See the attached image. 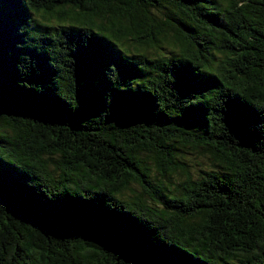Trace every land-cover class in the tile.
<instances>
[{
    "label": "trees",
    "instance_id": "16d2710c",
    "mask_svg": "<svg viewBox=\"0 0 264 264\" xmlns=\"http://www.w3.org/2000/svg\"><path fill=\"white\" fill-rule=\"evenodd\" d=\"M0 264H264V0H0Z\"/></svg>",
    "mask_w": 264,
    "mask_h": 264
},
{
    "label": "rangeland",
    "instance_id": "374dc122",
    "mask_svg": "<svg viewBox=\"0 0 264 264\" xmlns=\"http://www.w3.org/2000/svg\"><path fill=\"white\" fill-rule=\"evenodd\" d=\"M174 38H177V35L175 33H174ZM171 41H172V43L171 42H163V44H161L163 47H156V48L151 47V49H149L148 55L150 57H153L154 55H160V54L161 55H169L172 51H177L178 45L173 44L176 42L172 37H171ZM131 43H133V42L128 41L127 46H129ZM184 157H185V159L192 158V163L195 166H197V168H202V170L204 169V167H207L209 164V161L202 156H200L199 158H195L191 154H185ZM201 162H202V165H197L198 163H201ZM50 164H51V167H53V168L55 167V164L53 162H50ZM191 171L194 174L201 173V170L196 169V167H191ZM60 172L61 171L59 169H57V173H60ZM181 179H182V177H178V178H176V181L178 182ZM138 192H142L141 187L138 184L133 183L132 187L127 191L126 196L129 198H135ZM146 197H147L148 204H151L153 206H157L158 208L163 207L162 205L155 204L151 200V198H149L147 195H146Z\"/></svg>",
    "mask_w": 264,
    "mask_h": 264
}]
</instances>
